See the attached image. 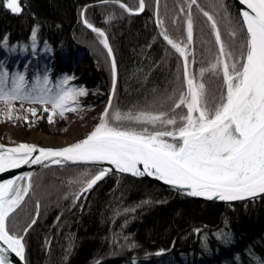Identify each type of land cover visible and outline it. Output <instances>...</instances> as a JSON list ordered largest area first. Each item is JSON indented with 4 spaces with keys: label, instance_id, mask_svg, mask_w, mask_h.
I'll return each mask as SVG.
<instances>
[{
    "label": "trees",
    "instance_id": "obj_1",
    "mask_svg": "<svg viewBox=\"0 0 264 264\" xmlns=\"http://www.w3.org/2000/svg\"><path fill=\"white\" fill-rule=\"evenodd\" d=\"M3 2L0 0V59L8 48L24 51L22 60L21 55L13 58L19 67L9 66L10 73H25L30 82L35 75L47 73L53 84L72 75L75 79L70 85L87 91L86 96L78 97L77 111L66 112L63 118L57 114L52 123L48 122L49 112L30 116V124L44 134L64 135L78 113L88 114L110 95L106 50L101 38L84 25L85 18L106 33L118 61L114 108L122 113L158 111L161 100L181 87L176 77L182 58L159 35L156 13L173 39L185 41L189 0H158V4L157 0H144L140 14H133L139 10L140 0H19L20 15L4 8ZM197 2L216 17L223 39L230 42L219 4L226 5L234 20L238 13L233 0ZM120 3L132 14L120 8ZM110 15L114 19L107 22ZM192 16L194 40L189 52L190 61L194 53V62L189 71L198 83L215 91L220 81L207 72L200 76L201 67L215 58L214 37L195 6ZM33 28L37 29L35 51ZM5 37L7 49L2 46ZM24 64H28L26 69ZM170 108V103L164 105V110ZM91 168L52 166L33 174L32 190L9 221L10 228L21 232L39 202L37 223L25 236L27 264H264V196L238 204L204 203L113 173L74 204L72 193L79 191V185L70 181ZM223 233L230 239L217 238ZM156 252L163 254L157 256Z\"/></svg>",
    "mask_w": 264,
    "mask_h": 264
},
{
    "label": "snow or ice",
    "instance_id": "obj_2",
    "mask_svg": "<svg viewBox=\"0 0 264 264\" xmlns=\"http://www.w3.org/2000/svg\"><path fill=\"white\" fill-rule=\"evenodd\" d=\"M239 4L244 9L234 20L227 13L226 5L219 4L225 12L230 42L223 39L216 17L197 0H189L186 12L181 8V12H185V41L177 42L169 35L157 11L159 35L182 58L176 77L181 87L161 100L158 111L138 109L122 113L113 107L118 61L106 33L85 18L84 25L101 38L111 77V92L99 123L84 138L60 149L31 143L7 148L0 145V173L25 165L48 167L49 163L65 165L69 162L91 165L90 170L70 181L79 185V191L72 193L74 204L112 168L134 177H152L165 185L186 190L189 197L207 201L234 202L264 195V0H239ZM119 6L132 14L125 4ZM193 6L206 18L216 46L214 60L200 69L201 77L207 72L220 81L219 87L211 92L189 71L190 62H194V53L190 61L189 52L194 40ZM3 7L16 15L22 13L19 0H4ZM144 8V0H140L139 12ZM113 19L110 15L107 22ZM31 39L35 51L36 28L32 29ZM2 46L8 48L6 37ZM73 79L74 76L65 75L53 84L45 73L35 75L30 82L25 73L13 74L0 65L3 114L7 119L27 120V117L13 115L24 110L36 116L35 108L24 109L27 104L40 105L45 112L50 111L49 123L57 114L63 118L66 112L78 110V97L87 95L85 88L70 85ZM16 102L20 103L19 110L15 107ZM166 103H170V110H164ZM105 164L112 168L104 167ZM32 176L27 172L0 183V264H13L11 254L17 258L15 264H27L25 236L37 223L39 202L21 232L10 228L9 221L32 190ZM217 238L227 241L230 236L223 233ZM162 254L155 253L157 256Z\"/></svg>",
    "mask_w": 264,
    "mask_h": 264
},
{
    "label": "rangeland",
    "instance_id": "obj_3",
    "mask_svg": "<svg viewBox=\"0 0 264 264\" xmlns=\"http://www.w3.org/2000/svg\"><path fill=\"white\" fill-rule=\"evenodd\" d=\"M138 8H139V5H138ZM10 49H13V48H8L7 51H3L1 56H4V57L3 58L1 57L0 59V65H3L4 67H6L9 71L12 65H14L15 67H19V64L16 65L15 63H13V58H16L19 55H21L19 59L22 60V57H24L22 56L24 54V51L22 49L14 48L15 51H10ZM27 65L28 64H24L23 68L26 69ZM15 67H13V70H15ZM34 70H36L35 67H34ZM106 104H107V101L99 104L97 107H95V109H92V111L89 112L88 114L83 113V112L78 113V115L68 123L65 134L62 136H59V138L69 139V140L71 139V141H74V140H78V139L85 137L99 123V116L101 115L104 108L106 107ZM2 107L3 106L0 105V143L13 144V143H18V142L29 141L33 132L35 131L41 132L37 130L36 126L33 127V125L30 124V120H31L30 116L32 115L29 112L20 110L13 114L14 117L16 115L27 117V120H24V119L17 120L15 118L7 119L6 116L3 114ZM15 107L17 110H19L21 107L20 103L16 102ZM28 107L35 108L37 110V115L39 114L40 111L45 112L43 110V107L40 105H31V106L27 104L24 105V109H27ZM49 113L51 112L49 111ZM75 121H79V123H81L82 125V128L86 132H83V131L75 132L74 130H72ZM48 136L51 137V135H48ZM54 138H58V137H54ZM39 143H42V141H40Z\"/></svg>",
    "mask_w": 264,
    "mask_h": 264
},
{
    "label": "water",
    "instance_id": "obj_4",
    "mask_svg": "<svg viewBox=\"0 0 264 264\" xmlns=\"http://www.w3.org/2000/svg\"><path fill=\"white\" fill-rule=\"evenodd\" d=\"M233 3L235 5V8H236V11L237 13L240 11V10H243L244 9V6L240 5L239 4V0H233ZM140 12H138L139 14ZM84 138V137H83ZM82 139V138H81ZM80 139L78 140H74L72 142H69V143H66V144H63V143H39V142H31V141H25V142H18V143H13V144H9V143H0V145L4 146L5 148L7 147H14V146H18L20 143H31V144H35L37 145L38 147H44V148H52V149H60L62 147H65L67 145H69L70 143H75V142H78ZM52 166H64V167H74V166H87V167H92L91 165H85V164H72V163H67L65 165H55V164H51L49 163L48 167H52ZM104 167H110L112 168V166H109L107 164L104 165ZM142 167V166H141ZM43 168H47V167H43L41 165H25L19 169H14V170H10V171H6L4 173H0V183H2L3 181L7 180V179H13L15 178L16 176H22L24 175L25 173L27 172H31L32 174H34L35 172L43 169ZM120 174V175H124V176H129V177H133V178H136V179H139V180H143V181H147L149 183H152L154 185H157L165 190H167L168 192L170 193H173V194H176V195H180V196H183V197H186V198H189V199H193V200H196V201H200V202H204V203H211V204H238V203H244V202H247V201H251V200H254V199H258L260 197H263L264 195H258L257 197L255 198H252V199H248V200H243V201H234V202H224V201H219V200H213V201H207V200H204L203 198H196V197H189L186 195V190H181V189H177V188H173L172 186H169V185H165L163 182L159 181V180H156L152 177H148V176H144V177H134L132 176L131 174L129 173H119L117 172L114 168H112V170L104 177V179L109 176L110 174ZM103 179V180H104ZM103 180L97 182V184L93 187L95 188L96 186H98ZM92 188V189H93ZM91 189V190H92ZM90 190V191H91ZM89 191V192H90ZM89 192L85 193V194H88ZM84 194V195H85ZM10 258L12 259L13 261V264H15L17 258L14 256V254H11ZM21 264H23V262H21Z\"/></svg>",
    "mask_w": 264,
    "mask_h": 264
},
{
    "label": "bare ground",
    "instance_id": "obj_5",
    "mask_svg": "<svg viewBox=\"0 0 264 264\" xmlns=\"http://www.w3.org/2000/svg\"><path fill=\"white\" fill-rule=\"evenodd\" d=\"M72 130H74L75 132L77 131H83V132H86L83 128H82V125L81 123H79V121H75L74 125H73V128ZM29 141H32V142H40L42 141L43 143H63V144H66V143H69V142H72L71 139H62V138H54V137H50L42 132H33L32 135H31V138L29 139ZM261 198V197H260ZM226 205V204H225Z\"/></svg>",
    "mask_w": 264,
    "mask_h": 264
}]
</instances>
